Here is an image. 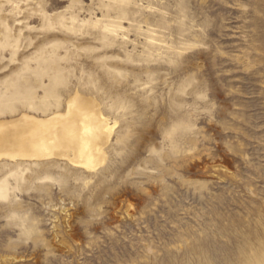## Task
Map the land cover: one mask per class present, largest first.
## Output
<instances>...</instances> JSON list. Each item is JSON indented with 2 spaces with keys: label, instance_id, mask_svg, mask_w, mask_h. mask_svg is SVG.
<instances>
[{
  "label": "rangeland",
  "instance_id": "374dc122",
  "mask_svg": "<svg viewBox=\"0 0 264 264\" xmlns=\"http://www.w3.org/2000/svg\"><path fill=\"white\" fill-rule=\"evenodd\" d=\"M76 96L105 157L0 158V264H264V0H0V123Z\"/></svg>",
  "mask_w": 264,
  "mask_h": 264
},
{
  "label": "bare ground",
  "instance_id": "6f19581e",
  "mask_svg": "<svg viewBox=\"0 0 264 264\" xmlns=\"http://www.w3.org/2000/svg\"><path fill=\"white\" fill-rule=\"evenodd\" d=\"M82 97H73L65 112L46 118L24 114L0 123V158L30 162L62 160L75 168L93 171L105 157L104 146L110 143L114 127L101 116L99 105L96 108L100 115L96 108L95 113L94 108L88 111L89 100Z\"/></svg>",
  "mask_w": 264,
  "mask_h": 264
}]
</instances>
